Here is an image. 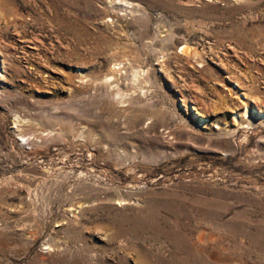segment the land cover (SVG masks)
<instances>
[{
	"label": "rangeland",
	"instance_id": "rangeland-1",
	"mask_svg": "<svg viewBox=\"0 0 264 264\" xmlns=\"http://www.w3.org/2000/svg\"><path fill=\"white\" fill-rule=\"evenodd\" d=\"M117 249L264 264V0H0V264Z\"/></svg>",
	"mask_w": 264,
	"mask_h": 264
},
{
	"label": "bare ground",
	"instance_id": "bare-ground-1",
	"mask_svg": "<svg viewBox=\"0 0 264 264\" xmlns=\"http://www.w3.org/2000/svg\"><path fill=\"white\" fill-rule=\"evenodd\" d=\"M159 214V213H158ZM145 215V214H144ZM153 215V214H152ZM160 215V214H159ZM144 217V216H143ZM124 218V217H123ZM124 220V219H123ZM138 220V219H137ZM146 220V219H145ZM138 222V221H137ZM136 222V223H137ZM109 223V222H108ZM118 224V223H117ZM124 226V225H123ZM160 226V225H159ZM107 228V227H106ZM114 228V227H113ZM140 228V227H139ZM108 229V228H107ZM116 230V229H115ZM124 230V229H123ZM133 230V229H132ZM160 230V229H159ZM109 231V230H108ZM134 231V230H133ZM154 231V230H153ZM111 232V231H110ZM113 232V231H112ZM132 232V231H131ZM110 234V233H109ZM121 234V232H119V230H117V231H115L114 233H112V234H110L109 236H107V243H108V245H111L112 243H114V242H116L115 240H116V238H117V236L118 235H120ZM132 235V234H131ZM142 235V234H141ZM157 235H159L158 233H157ZM170 235V234H169ZM187 238V237H186ZM121 240V239H120ZM140 241V240H139ZM119 243H120V241H118ZM138 243V242H137ZM125 244H127L126 243V241H125ZM115 245V244H114ZM196 245V244H195ZM198 245V244H197ZM121 246V245H120ZM136 246V245H135ZM181 246V245H180ZM119 247V246H118ZM126 247V246H125ZM142 247V246H141ZM140 247V248H141ZM126 249V248H125ZM135 250V249H134ZM134 250H133V252H134ZM154 250V249H153ZM137 251V250H136ZM197 251V250H196ZM114 252V251H113ZM131 252V251H130ZM115 253H118L117 255H113V254H109V255H113V259H112V262H113V260L116 258V262H118L119 264H125V261H124V257L121 255V250L120 249H117L116 251H115ZM135 253H140V252H135ZM134 253V254H135ZM158 253V252H157ZM156 253V254H157ZM181 254V253H180ZM193 254V253H192ZM136 255V254H135ZM137 257V256H136ZM182 257V256H181ZM106 258V257H105ZM108 258H110V257H107V259ZM144 258V260H142V261H144L145 262V264H147V262L148 261H150V260H148L147 259V257L146 256H144L143 257ZM134 259H135V257H134ZM133 259V260H134ZM137 259V258H136ZM135 259V260H136ZM185 259V258H184ZM193 259V258H192ZM139 263H140V261H139Z\"/></svg>",
	"mask_w": 264,
	"mask_h": 264
}]
</instances>
